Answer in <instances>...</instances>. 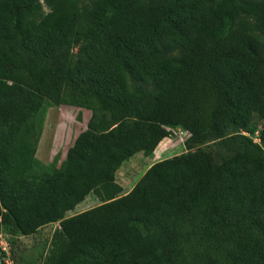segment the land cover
<instances>
[{
    "label": "trees",
    "instance_id": "obj_1",
    "mask_svg": "<svg viewBox=\"0 0 264 264\" xmlns=\"http://www.w3.org/2000/svg\"><path fill=\"white\" fill-rule=\"evenodd\" d=\"M60 105L91 116L44 164ZM174 128L186 152L124 192ZM52 223L44 264H264V0H0V234Z\"/></svg>",
    "mask_w": 264,
    "mask_h": 264
},
{
    "label": "rangeland",
    "instance_id": "obj_2",
    "mask_svg": "<svg viewBox=\"0 0 264 264\" xmlns=\"http://www.w3.org/2000/svg\"><path fill=\"white\" fill-rule=\"evenodd\" d=\"M43 9L45 12L49 11L44 5ZM73 51L75 53L76 50ZM90 116V110L71 105L48 108L36 152L37 159L44 164H50L54 158L58 160V163L61 162L74 139L86 128ZM258 123V117L254 116L253 128L255 131L253 134H249L257 143L260 142L257 131ZM172 133V136L158 146L157 154L155 152L152 156L147 157L139 152L121 165L116 174V181L122 186L124 192H128L154 162L186 152L184 147L186 135L183 130L174 128ZM166 152L164 157L156 156ZM98 203L96 197L91 194L67 215L88 210ZM57 229H59L58 223H52L40 228L30 236H20V246L15 249L16 253H11L13 264H44V258L49 253L52 237ZM2 235L7 239L5 234L2 233Z\"/></svg>",
    "mask_w": 264,
    "mask_h": 264
},
{
    "label": "built area",
    "instance_id": "obj_3",
    "mask_svg": "<svg viewBox=\"0 0 264 264\" xmlns=\"http://www.w3.org/2000/svg\"><path fill=\"white\" fill-rule=\"evenodd\" d=\"M0 250L4 255L0 259V264H13L10 252V245L5 237L0 234Z\"/></svg>",
    "mask_w": 264,
    "mask_h": 264
},
{
    "label": "crops",
    "instance_id": "obj_4",
    "mask_svg": "<svg viewBox=\"0 0 264 264\" xmlns=\"http://www.w3.org/2000/svg\"><path fill=\"white\" fill-rule=\"evenodd\" d=\"M167 139H165L164 141H162L160 144H159V146L163 143V142H165ZM158 148V147H157ZM157 151V149L155 150V152ZM155 152H154V154H155ZM156 154H157V152H156ZM165 154H167V152L166 153H162V154H159V155H156V156H162V157H164V155ZM163 158H161L160 160H162ZM159 161V160H158ZM157 162V161H156Z\"/></svg>",
    "mask_w": 264,
    "mask_h": 264
}]
</instances>
